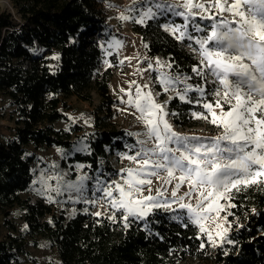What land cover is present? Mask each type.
Returning a JSON list of instances; mask_svg holds the SVG:
<instances>
[{
  "label": "trees",
  "instance_id": "16d2710c",
  "mask_svg": "<svg viewBox=\"0 0 264 264\" xmlns=\"http://www.w3.org/2000/svg\"><path fill=\"white\" fill-rule=\"evenodd\" d=\"M10 2L16 13L10 7H0V91L16 105L14 136L0 141V212L4 222H10L7 215L14 211H25L27 232L45 234L57 245L61 264H182L190 259L206 264H264V190L252 188L231 200L235 207L229 206L225 215L230 225L227 239L232 243L215 247L184 213L173 219L155 210L146 220H136L125 228L121 215L111 220L109 214L91 217L84 213L67 220L64 210L58 214L24 197L37 173L38 152L52 146L71 148L73 132L83 128L80 124L69 130L55 126L68 118V97L93 85L102 108L109 113L115 99L109 88L112 70L94 71L99 50L89 40L107 24L103 0ZM134 28L142 34L149 55L163 58L173 71L194 78L192 68L199 59L166 32L160 20L134 23ZM76 35L78 43L71 41ZM36 42L48 49V56H33L29 45ZM198 84L206 86L201 78L193 85ZM182 87L179 84L178 89ZM179 101L176 95L170 99L171 113H177ZM172 118L182 127L189 123L185 113ZM201 122L194 118L191 126ZM119 132L106 129L93 134L88 138L91 151L77 152L74 158L96 172L107 146L123 148L121 136L126 133ZM19 236L8 233L0 240V264H19L25 250Z\"/></svg>",
  "mask_w": 264,
  "mask_h": 264
},
{
  "label": "snow or ice",
  "instance_id": "6c2138e0",
  "mask_svg": "<svg viewBox=\"0 0 264 264\" xmlns=\"http://www.w3.org/2000/svg\"><path fill=\"white\" fill-rule=\"evenodd\" d=\"M139 4L149 5V0H133L130 11L140 12L139 18L121 14L120 19L144 24L146 20L169 12L183 17V24H165L164 30L177 40L194 41L199 46L196 49L189 43L200 55L192 72L201 77L204 84L216 86L210 92L213 99H205L208 93L204 86L188 83L192 79L190 76L161 72L159 82L165 92H175L180 101L202 105L205 111L193 112V117L221 131L212 137L175 131L167 117L177 113L166 111L165 105L157 103L151 91L137 86L134 95L131 91L126 93V103L135 109L133 115L143 130L129 133L137 137L130 148L134 154H123L136 166L121 170L126 172V176L121 177L122 183L112 181L97 190L102 191L111 208L120 212L125 228L136 220H146L157 209L173 213L179 210L186 214L188 222L198 226L213 247L216 237L221 242L232 243L227 239L230 227H225L227 215L218 222L220 212L225 210L221 201L235 207L230 202L236 195L252 188L264 190V0L157 2L146 6L142 12ZM177 8L182 10L177 11ZM197 17L212 23L201 27L196 22ZM190 27L203 34H190ZM156 63L165 67L159 60ZM166 66L172 67L170 63ZM148 67L152 68V64ZM178 84L183 85L179 90L175 87ZM190 93H199V97ZM153 178L161 182L155 195L152 194ZM86 179L88 177H81L79 184L68 182L65 189L83 195ZM41 182L46 183L43 179ZM166 185H172L170 196H165ZM183 185H187V190L178 195ZM51 190L57 194L61 192L60 187ZM145 191L148 195H144ZM173 204L177 208H173ZM109 219L115 220V213ZM209 221L214 228L207 226Z\"/></svg>",
  "mask_w": 264,
  "mask_h": 264
},
{
  "label": "rangeland",
  "instance_id": "374dc122",
  "mask_svg": "<svg viewBox=\"0 0 264 264\" xmlns=\"http://www.w3.org/2000/svg\"><path fill=\"white\" fill-rule=\"evenodd\" d=\"M157 2L175 4L181 2V0H149V5L139 4L138 6L142 12L146 6ZM103 3L107 16V24H102L89 37V40L95 43L99 50L98 62L94 71H103L108 67L112 70V75L109 78L110 92L115 99L112 113L106 112L102 108L101 97L93 85L90 89H85L81 94L74 93L70 95L68 97L70 104V108L67 110L68 118L57 121L55 126L69 130L72 125L80 124L83 125V128L77 132H73L71 148L52 146L43 148L38 152V160H36L37 173L28 192L24 194V197H28L30 202L39 204V207H50L53 212L58 214L64 210L67 220L84 213H88L91 217L95 216L97 212L109 214L110 216L113 213H115V216L121 215L120 212L111 208L107 199L104 198L102 191H98L97 189L107 187L112 181L122 183L121 177L126 176V172H122L121 170L136 166L126 159L123 154H134L130 148L136 143L137 137L129 135V133L140 132L143 130V126L137 121L136 116L133 115L135 109L126 103L128 99L126 93L131 91L134 95L136 87L140 86L143 91H151L156 102L165 105V110L171 113L168 110V105L170 97L172 98L176 93L173 91L165 92L159 82V77L161 72L180 74L168 68L166 66L167 61L163 58L153 57L147 53L143 36L135 30L133 19H120L121 14L139 18L140 12L130 11L133 6V0H103ZM0 7H10L16 13V10L11 6L10 0H0ZM153 10L159 11L155 8ZM176 10L180 11L182 9L177 8ZM153 20H160L163 28L165 24L184 23L183 17L176 16L172 12L167 13V15H158ZM196 22L201 27L212 23V21L201 20L199 17L196 18ZM189 33L194 36L203 34L196 33L191 27L189 28ZM71 41L78 43V35L71 37ZM117 42H119V46H117ZM180 43L184 49L194 53L200 60L198 51H193V47L199 48L198 45L194 44V41L184 40L180 41ZM189 43H192L193 47H189ZM29 46L32 48L29 47V50L33 56L43 58L49 55L47 48L43 50L35 43ZM157 60L162 65H165V67H159L156 63ZM149 63L152 64V68L148 67ZM26 66H28L27 63ZM182 75L187 76L185 74ZM200 78L194 75V78L189 80L188 83H199ZM132 81H135V84H132ZM145 84L148 85V88H143ZM175 87L179 90V84L175 85ZM215 87L213 84H206L205 88L208 94L205 96V99H213L210 92ZM122 89L124 91H121ZM191 94L199 97V93H190L189 95ZM181 103L184 102L179 101V104L175 106V111L179 115L185 113L189 123L186 124V127H182L180 124L173 123V118L169 115L167 119L173 125L175 131L181 134L202 137H212L220 133L221 130L219 128L204 120H201L202 122L198 126H191V121L194 119L193 112L199 113L205 110L202 108V105L192 104L189 107H185ZM15 108L16 105L12 103L9 97L0 91V141H5L9 137L14 136ZM106 129L115 130L116 134L120 133L119 131H125L126 134H122L121 136L123 148L107 146L106 154L101 156L99 169L96 172H92L88 163L74 158L75 153H89L91 146L88 138ZM114 137L117 136L114 135ZM83 176L88 177V179L83 181L85 186L83 195L75 190L65 189V184L68 182L81 183L80 178ZM52 177H63V179H54ZM42 179L46 183H42ZM56 187H60V194L51 190ZM152 187V194L155 195V189L161 187V182L153 178ZM165 187H167L165 196H170L172 185H166ZM186 190L187 185H183L178 195H183ZM144 195H148V192L145 191ZM49 197H51V200ZM91 201L97 202L92 203ZM192 202L195 203L194 200ZM221 204H225V210L220 212V221L218 222H222L225 211L229 207L226 201L222 200ZM172 207L177 208V205L173 204ZM157 210H162L172 218L174 216L179 217L182 214L179 210L176 213L167 212L163 209ZM24 215L25 211L18 209L11 215H7L10 222L5 223V217L0 212V240L5 238L8 233L21 235L19 237L25 243V250L19 258V264H61L58 246L53 244L45 234L40 232L28 233ZM212 215L215 216V213ZM207 226L214 228L211 221L207 222ZM225 227H229L227 223H225ZM213 234L215 236V232ZM218 243L222 242L216 237V245ZM182 264H206V262L190 259Z\"/></svg>",
  "mask_w": 264,
  "mask_h": 264
},
{
  "label": "bare ground",
  "instance_id": "6f19581e",
  "mask_svg": "<svg viewBox=\"0 0 264 264\" xmlns=\"http://www.w3.org/2000/svg\"><path fill=\"white\" fill-rule=\"evenodd\" d=\"M36 45L40 46L43 50L46 49V47L42 46L41 44H39L38 42H36ZM31 48V47H30ZM32 49V48H31ZM36 55V54H35Z\"/></svg>",
  "mask_w": 264,
  "mask_h": 264
}]
</instances>
